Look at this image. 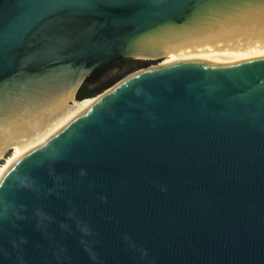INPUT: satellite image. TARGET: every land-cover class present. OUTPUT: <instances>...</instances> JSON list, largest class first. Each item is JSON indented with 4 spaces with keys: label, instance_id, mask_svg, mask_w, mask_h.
Here are the masks:
<instances>
[{
    "label": "water",
    "instance_id": "water-1",
    "mask_svg": "<svg viewBox=\"0 0 264 264\" xmlns=\"http://www.w3.org/2000/svg\"><path fill=\"white\" fill-rule=\"evenodd\" d=\"M204 45L16 162L0 264H264V0H0V158L93 71Z\"/></svg>",
    "mask_w": 264,
    "mask_h": 264
},
{
    "label": "bare ground",
    "instance_id": "bare-ground-1",
    "mask_svg": "<svg viewBox=\"0 0 264 264\" xmlns=\"http://www.w3.org/2000/svg\"><path fill=\"white\" fill-rule=\"evenodd\" d=\"M206 48L207 45H204V46L190 48L183 52H179L172 55L163 54L157 58V59L163 58L162 59L163 62L161 61L159 64L150 67L151 68L150 70L172 67L179 63L191 61L193 59L202 56ZM117 85H119V83L116 84L114 87H116ZM75 93H76V89L71 94L69 99L65 102V104L60 108V110H58L43 125H41L36 130L31 132L29 135L24 137L22 140H20L16 145H14L11 148L13 150V153L6 158L3 164L0 165V183L3 181L5 176L8 174V172L11 170V168L16 164V162L19 159H21L28 152L49 142L72 120H74L82 113H84L86 110H88L96 101L101 99L103 95L108 93V91L104 92L103 94H99L95 97L85 98L83 100L76 99ZM4 156L5 154L0 159L4 158Z\"/></svg>",
    "mask_w": 264,
    "mask_h": 264
},
{
    "label": "rangeland",
    "instance_id": "rangeland-1",
    "mask_svg": "<svg viewBox=\"0 0 264 264\" xmlns=\"http://www.w3.org/2000/svg\"><path fill=\"white\" fill-rule=\"evenodd\" d=\"M162 59L163 58H159L157 60V62H155V63L154 62H150L148 60H133V59H128L127 61H124V62L120 63V65H118V66H116L114 68H111V69L105 71L104 74H103V77L101 78V80L99 81V83L97 85H94V87L102 85L107 80L115 79V82L111 86H109L108 88L114 87L116 84H118L119 82H121L124 79L128 78L129 76H131V75H133V74H135V73H137L139 71H142L144 69H147L149 67H152V66L157 65L158 63H160L162 61ZM108 88L102 89L97 95L103 93ZM76 94L77 93H75V98H76ZM97 95H95V96H97ZM12 153H13V150L10 149L5 154L4 158L0 159V165L3 164L5 162V160H6V158L9 155H11Z\"/></svg>",
    "mask_w": 264,
    "mask_h": 264
},
{
    "label": "trees",
    "instance_id": "trees-1",
    "mask_svg": "<svg viewBox=\"0 0 264 264\" xmlns=\"http://www.w3.org/2000/svg\"><path fill=\"white\" fill-rule=\"evenodd\" d=\"M128 59H119L117 61H114L100 69H97L93 71L89 76H87L80 86V88L77 91L76 98L78 100H83L85 98H90L92 96L97 95L102 89L108 88L111 86L114 82L115 79H110L105 81L102 85L94 87V85H97L101 78L103 77V74L105 71L114 68L120 63L127 61ZM122 75V74H121ZM93 86V87H92Z\"/></svg>",
    "mask_w": 264,
    "mask_h": 264
},
{
    "label": "flooded vegetation",
    "instance_id": "flooded-vegetation-1",
    "mask_svg": "<svg viewBox=\"0 0 264 264\" xmlns=\"http://www.w3.org/2000/svg\"><path fill=\"white\" fill-rule=\"evenodd\" d=\"M157 60H158V59H156V60H148V61H150V62H154V63H155V62H157ZM134 64H135V63H134ZM158 64H159V63H158Z\"/></svg>",
    "mask_w": 264,
    "mask_h": 264
}]
</instances>
